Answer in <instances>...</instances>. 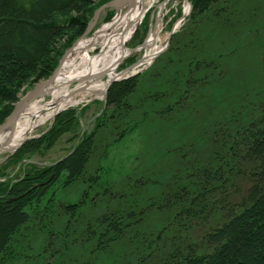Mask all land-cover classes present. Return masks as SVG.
Here are the masks:
<instances>
[{
  "label": "rangeland",
  "instance_id": "obj_1",
  "mask_svg": "<svg viewBox=\"0 0 264 264\" xmlns=\"http://www.w3.org/2000/svg\"><path fill=\"white\" fill-rule=\"evenodd\" d=\"M145 2L146 15L126 47H139L155 26L162 50L148 65L141 64L146 51H134L116 69L117 75L126 70L122 78L137 76L118 118L109 108L96 123L108 90L101 97L79 92L77 104L63 109L74 110L82 135H94L91 156L77 182L56 183L33 210L28 230L12 244L22 255L11 264H170L187 248L210 252L206 236L246 197L261 164L236 148L250 119L264 123V0H220L191 24L183 13L185 0ZM112 12L104 10L92 33ZM178 97L183 101L170 114L153 112ZM58 114L28 138H42ZM71 138L61 135L48 149L8 167L19 147L0 154V182L16 181L31 163L61 161L76 144ZM95 175L101 176L99 183ZM199 195L194 207L179 215ZM72 203L80 206L76 213L63 214L62 207ZM118 210L130 219L126 235L107 250L97 249L87 227Z\"/></svg>",
  "mask_w": 264,
  "mask_h": 264
},
{
  "label": "trees",
  "instance_id": "obj_2",
  "mask_svg": "<svg viewBox=\"0 0 264 264\" xmlns=\"http://www.w3.org/2000/svg\"><path fill=\"white\" fill-rule=\"evenodd\" d=\"M109 1L111 0H0V125L10 115L26 88L51 76L65 51L84 33L97 9ZM188 1L191 11L187 21L191 24L220 0ZM112 16L113 12L109 13L105 21H109ZM173 38L174 35L171 43ZM170 47L171 44L167 50ZM136 79L137 76L111 85L105 97V108L96 123L102 120L109 108L119 117V105H123L124 100L136 89ZM187 82L189 81L185 83ZM185 89V86L182 87V94ZM181 100L183 101L178 97L167 108L153 112L157 116L170 114ZM114 118L115 115L110 120ZM78 124L73 109L63 110L55 117L42 138L27 140L10 155L7 167L14 161H26L41 147L48 149L61 135L70 133L72 140L77 139L71 153L66 154V158L61 161L44 166L31 163L16 181L0 182V264H11L22 255H17L12 250V244L21 230H28L27 227L34 218L33 210L39 207L52 186L61 182L67 187L82 177L94 147V135H82ZM121 137L119 135L118 139ZM238 144L236 149L245 150L244 158L250 162L258 161L262 165L254 171V181L250 183L246 197L235 210L230 211L225 222L206 236V241L211 246L210 252L198 254L187 248L182 254L176 253L170 264H264L263 121L250 119L243 128V136ZM231 156L236 160V151ZM229 161L230 158L224 164ZM95 177L99 183L101 176ZM199 197L201 196L192 198L190 206L179 215L190 211ZM78 207L80 206L76 203L64 206L63 214L74 215ZM113 213L103 214L93 227H87L86 233L92 237L97 249L102 246L107 250L126 235L130 219H124L119 210ZM62 242L66 247L67 242ZM22 251L27 256L26 251Z\"/></svg>",
  "mask_w": 264,
  "mask_h": 264
},
{
  "label": "bare ground",
  "instance_id": "obj_3",
  "mask_svg": "<svg viewBox=\"0 0 264 264\" xmlns=\"http://www.w3.org/2000/svg\"><path fill=\"white\" fill-rule=\"evenodd\" d=\"M183 7L186 16L188 5ZM111 8L114 13L109 22L75 44L54 78L42 83L38 97L7 125L0 135V154L16 150L40 125L65 107L77 104L74 91L81 89V97L104 95L110 82L117 78L118 66L134 51H146L141 64L148 65L162 50L156 46L155 26L139 47H126L146 15L145 0H121ZM94 51L97 53L91 55ZM103 78L106 81H101ZM72 84L76 85L69 90ZM32 96L29 94L28 98ZM45 97L49 100L43 102Z\"/></svg>",
  "mask_w": 264,
  "mask_h": 264
},
{
  "label": "water",
  "instance_id": "obj_4",
  "mask_svg": "<svg viewBox=\"0 0 264 264\" xmlns=\"http://www.w3.org/2000/svg\"><path fill=\"white\" fill-rule=\"evenodd\" d=\"M119 1H121V0H111V1H109V2H107V3H105V4H103V5H101V6L97 9V11H96L94 17H93L92 20L89 22V24H88L86 30L84 31V33H83L80 37H78V38L76 39V41H75V42L69 47V49H67V50L65 51V53H64L63 56L60 58V60H59V62H58V64H57V66H56L55 70L53 71V73L51 74V76L48 77V78H47L46 80H44L43 82H41V83L35 85V87H34L31 91H29L28 93H26V95H25L22 99H20V100L15 104V106H14L12 112L10 113V115L6 118V120L4 121V123H3L2 125H0V135H1V133L5 130V128L7 127V125L17 117V115L20 113V111H21L23 108H25V107H26L31 101H34V100L38 97V95H39V91H40V87H41V84H42V83L49 82L52 78H54V76L56 75V73L60 70V68L63 66V64H64L65 61L67 60V57H68L69 54L71 53V51H72L73 47L75 46V44H76L77 42L81 41L82 39L86 38V37L92 32V30L94 29V27H95V26L97 25V23L99 22V20H100L102 14H103V12H104V10H105L106 8H111V7H113L114 4L117 3V2H119ZM128 1H132V0H128ZM188 4H189V8L191 9L190 3H188ZM190 9H189V10H190ZM135 66H137V65H135ZM125 72H126V70H125V71H122L121 73H119V74L117 75V78L113 79V80L110 82V84L107 86L106 91L111 87L112 84H114L115 82L119 81L120 79H128V78H130V77L133 76V75H127V76H125V77L122 78V76L125 74ZM106 91H105V92H106ZM79 92H81V89L74 91V94H77V93H79ZM29 94H33V96H32L31 98H28V97H29ZM31 139H34V138H31ZM27 140H30V138H28ZM21 145H22V144H21ZM21 145H20V146H21ZM20 146H19V147H20ZM67 156H68V155H67ZM65 158H66V157H65Z\"/></svg>",
  "mask_w": 264,
  "mask_h": 264
}]
</instances>
